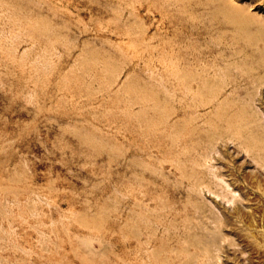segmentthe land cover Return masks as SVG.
I'll return each mask as SVG.
<instances>
[{
  "label": "rangeland",
  "instance_id": "1",
  "mask_svg": "<svg viewBox=\"0 0 264 264\" xmlns=\"http://www.w3.org/2000/svg\"><path fill=\"white\" fill-rule=\"evenodd\" d=\"M177 66L191 105H219L181 131L226 140L212 164L230 186L190 194L131 156V112L174 111L160 82ZM132 172L186 216L156 230L149 264H264V0H0V264H131Z\"/></svg>",
  "mask_w": 264,
  "mask_h": 264
},
{
  "label": "bare ground",
  "instance_id": "2",
  "mask_svg": "<svg viewBox=\"0 0 264 264\" xmlns=\"http://www.w3.org/2000/svg\"><path fill=\"white\" fill-rule=\"evenodd\" d=\"M180 70L179 66L172 67L168 73V78H164L160 82V87L165 92V99L179 101V105L175 104L174 111L167 112L156 120H152L149 116L139 118L136 112H131L129 127V140L133 146L131 156L132 158L135 156L141 158L139 163L141 173H148L149 176L164 171L168 163L169 172L164 174L163 182L174 171L176 179H186L184 189L190 194L201 189L203 180L207 176H213L211 181L218 185H221V182L230 186L223 177L227 174L223 173L222 170L215 169V165L212 164L214 156L220 152L218 143L220 141L223 143L226 140L220 135L215 141L212 139L205 140V143L198 147L200 138L185 136L181 131L183 124H186L187 119H191L193 116L198 117L203 123L211 121L218 111L219 105L214 102L191 105L189 100L196 99L199 94L198 86L182 77ZM138 102L142 111L151 109L157 113L163 108L160 102H151L147 98H141ZM152 123L156 126H151ZM189 168L192 171L188 170ZM196 168L199 172H197L198 170L195 171ZM200 173L202 175H199ZM136 174V172H132V177L129 180L131 198L128 228L132 252L130 263L149 264V259L153 258L150 252V244L156 236V230L161 228L165 231L171 227L173 218L182 215V218L185 219L186 216L181 214V209L176 206L175 200L163 199L162 187L155 185L156 183L151 181L148 176L141 178ZM117 192H121L119 187H117ZM231 199L232 201L239 200V205H242L240 202L242 198L234 196ZM260 202L257 201L253 206L255 209L264 211ZM254 216L253 219L255 220L257 215L254 214ZM257 234L263 236V229H257ZM253 246L254 257L259 259L258 262H263L264 245L255 241Z\"/></svg>",
  "mask_w": 264,
  "mask_h": 264
}]
</instances>
